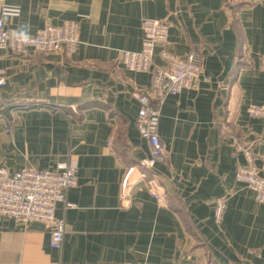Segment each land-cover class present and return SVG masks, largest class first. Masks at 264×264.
Segmentation results:
<instances>
[{
	"label": "crops",
	"instance_id": "obj_1",
	"mask_svg": "<svg viewBox=\"0 0 264 264\" xmlns=\"http://www.w3.org/2000/svg\"><path fill=\"white\" fill-rule=\"evenodd\" d=\"M3 1L20 9L3 15L6 27L35 34L74 20L79 43L71 54L0 47V167L77 166L68 190L74 206L56 203L66 222L61 248L51 245L47 224L0 215V264H264V202L236 179L246 163L242 146L264 134L263 119L247 112L249 104H264V0ZM146 17L168 21L173 52L200 48L202 66L191 88L161 105L158 132L168 160L141 166L158 178L166 200L141 179L122 202L125 168L150 152L132 93L151 87L153 68L129 69L120 50L141 49ZM161 49L157 44L154 65L165 64ZM255 163L264 174V140ZM220 195L226 209L219 223Z\"/></svg>",
	"mask_w": 264,
	"mask_h": 264
},
{
	"label": "built area",
	"instance_id": "obj_2",
	"mask_svg": "<svg viewBox=\"0 0 264 264\" xmlns=\"http://www.w3.org/2000/svg\"><path fill=\"white\" fill-rule=\"evenodd\" d=\"M4 1L0 0V47L14 52H25L33 48L41 52L73 53L79 43V26L74 20H66L61 24H47L35 34H26L23 39L16 29L6 27L3 19ZM143 40L139 50H120L121 61L132 70L148 71L153 68L152 84L149 89L133 91V96L140 102L136 117V125L141 136L147 140L149 155L144 157L139 166L129 165L125 168L122 184V202H129L131 191L139 180L145 179L150 194L158 201L167 198L157 177L148 178L141 166L152 167L156 162L168 160V149L158 132L161 105L169 94H178L183 89L191 88L202 66V51L193 46L186 54L180 55L167 46L169 23L167 20L146 17L142 21ZM162 46L161 56L164 65H154L156 45ZM260 66L264 69V53L260 55ZM5 83V70L0 67V86ZM55 108V107H54ZM58 109V108H57ZM247 112L250 116L264 121V104H249ZM0 114V119H2ZM15 119L6 125L11 131ZM264 140V134L242 146L246 163L237 168L236 179L245 183L255 191L256 199L264 202V174L255 163V147ZM140 167V169L138 168ZM77 184V166L74 162H60L56 170H38L23 168L10 171L0 167V215L9 216L28 224L40 221L47 224L51 234V245L61 248L66 222L63 216L56 214V203L64 202L66 206H74L68 200V190ZM226 209V197L220 195L215 199V217L222 221ZM130 264V263H124Z\"/></svg>",
	"mask_w": 264,
	"mask_h": 264
},
{
	"label": "clouds",
	"instance_id": "obj_3",
	"mask_svg": "<svg viewBox=\"0 0 264 264\" xmlns=\"http://www.w3.org/2000/svg\"><path fill=\"white\" fill-rule=\"evenodd\" d=\"M19 13H20V9H19L18 6H13L11 8H5L4 11H3V15H4L5 18H7L9 16H17V15H19ZM22 27L26 28L27 26L25 25V26H22ZM19 35L23 39L27 40V35H26V33L24 31H21L19 33Z\"/></svg>",
	"mask_w": 264,
	"mask_h": 264
},
{
	"label": "trees",
	"instance_id": "obj_4",
	"mask_svg": "<svg viewBox=\"0 0 264 264\" xmlns=\"http://www.w3.org/2000/svg\"><path fill=\"white\" fill-rule=\"evenodd\" d=\"M242 52H241V50H240V54H241ZM5 110V109H4Z\"/></svg>",
	"mask_w": 264,
	"mask_h": 264
}]
</instances>
